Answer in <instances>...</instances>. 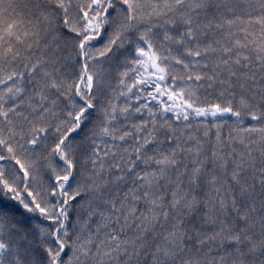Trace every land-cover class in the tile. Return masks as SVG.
I'll return each instance as SVG.
<instances>
[{
  "label": "snow or ice",
  "instance_id": "1",
  "mask_svg": "<svg viewBox=\"0 0 264 264\" xmlns=\"http://www.w3.org/2000/svg\"><path fill=\"white\" fill-rule=\"evenodd\" d=\"M0 264H264V0H0Z\"/></svg>",
  "mask_w": 264,
  "mask_h": 264
}]
</instances>
